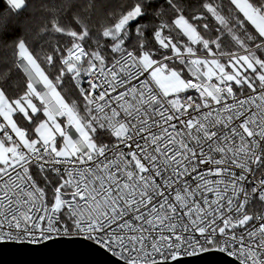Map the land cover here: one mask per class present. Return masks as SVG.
<instances>
[{
	"label": "snow or ice",
	"instance_id": "1",
	"mask_svg": "<svg viewBox=\"0 0 264 264\" xmlns=\"http://www.w3.org/2000/svg\"><path fill=\"white\" fill-rule=\"evenodd\" d=\"M0 6V241L264 264V0Z\"/></svg>",
	"mask_w": 264,
	"mask_h": 264
},
{
	"label": "water",
	"instance_id": "2",
	"mask_svg": "<svg viewBox=\"0 0 264 264\" xmlns=\"http://www.w3.org/2000/svg\"><path fill=\"white\" fill-rule=\"evenodd\" d=\"M79 238H58L42 244L0 243V264H111L110 254ZM115 259V258H111ZM224 254L201 253L174 264H224Z\"/></svg>",
	"mask_w": 264,
	"mask_h": 264
},
{
	"label": "built area",
	"instance_id": "3",
	"mask_svg": "<svg viewBox=\"0 0 264 264\" xmlns=\"http://www.w3.org/2000/svg\"><path fill=\"white\" fill-rule=\"evenodd\" d=\"M69 238V237H74V236H63V235H61V236H53L52 237V239H58V238ZM77 237H79V236H77ZM82 238V237H81ZM51 239V240H52ZM46 241H48V240H46ZM46 241H40L39 243H36V244H42V243H44V242H46ZM2 242H8V243H12V242H15V243H25V244H29L27 241H23V242H16V241H0V243H2ZM91 242V241H90ZM108 254H110V253H108ZM111 255V254H110ZM225 256H226V254H224ZM229 258H231V257H229ZM232 259V258H231Z\"/></svg>",
	"mask_w": 264,
	"mask_h": 264
},
{
	"label": "bare ground",
	"instance_id": "4",
	"mask_svg": "<svg viewBox=\"0 0 264 264\" xmlns=\"http://www.w3.org/2000/svg\"><path fill=\"white\" fill-rule=\"evenodd\" d=\"M60 238H61V237H60ZM69 238H79V239L84 240L83 238H81V237H77V236L69 237ZM85 241H87V240H85ZM87 242H90V241H87ZM12 243H15V242H12ZM90 243H92V242H90ZM15 244H25V243H15ZM95 246H96V245H95Z\"/></svg>",
	"mask_w": 264,
	"mask_h": 264
},
{
	"label": "trees",
	"instance_id": "5",
	"mask_svg": "<svg viewBox=\"0 0 264 264\" xmlns=\"http://www.w3.org/2000/svg\"><path fill=\"white\" fill-rule=\"evenodd\" d=\"M0 10H2V6H0Z\"/></svg>",
	"mask_w": 264,
	"mask_h": 264
}]
</instances>
